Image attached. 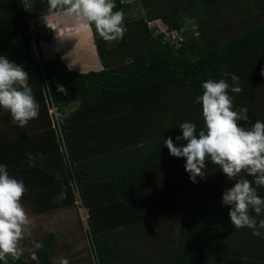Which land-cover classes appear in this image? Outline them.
<instances>
[{
  "label": "trees",
  "instance_id": "trees-1",
  "mask_svg": "<svg viewBox=\"0 0 264 264\" xmlns=\"http://www.w3.org/2000/svg\"><path fill=\"white\" fill-rule=\"evenodd\" d=\"M158 1L160 6L151 5L154 10L147 19L134 20L128 25L125 22L127 31L117 44L104 41L91 26L104 68L79 73L70 70L60 57L44 59L40 49L37 56L30 34L31 15H25L19 0H0V54L22 65L28 73L26 83L39 104L38 118H44L40 128L48 130V140L40 145L38 151L19 146L17 138L10 143L2 142L9 138L0 136V163L6 164L9 174L17 179L41 180L40 189L43 190L38 195L42 198L34 197V187L29 186L28 195L23 199L42 204V207L52 199L55 200L51 202L55 209L80 202L81 207L88 210L89 235L97 264H260L247 263L242 255L230 259L218 256L214 258L215 262H210L211 258L203 252V234L210 229L208 211L196 222L185 247L167 250L164 247H170V241L164 242L159 237L156 241L163 248L157 252L159 257L156 261L154 256L147 254L151 248H146L148 251L144 254L134 252L133 263L132 256L126 254L129 249L122 246L125 245V229L131 225L126 217L133 211L134 219L146 212L144 205L140 206L141 195L135 190L132 192L131 179L160 159L171 156L163 141L157 143V137L151 133L153 128L144 124L147 118L160 109L162 114L174 116L176 136L181 131L179 125L186 121L195 123L197 131L203 129L201 105L194 101L202 95L203 81L225 78L226 72L239 77L242 91L233 99L235 108L247 107L250 118H259L255 98L251 94V80L264 68V24L237 33L227 24L234 18L228 13L219 11L204 16L205 7L223 0ZM143 2L145 7L154 3L153 0ZM164 2L169 5L167 10L163 8ZM256 2L264 12V0ZM131 7L132 4L125 0H116L114 11L121 10L125 14ZM187 19H191L193 25H188ZM159 21L165 32H160ZM174 32L179 33L182 40L172 42L166 36V33ZM35 39L38 44L41 39L49 42L51 37L36 35ZM226 79L231 84L230 78ZM57 84L64 86V93L57 91ZM163 88L169 92L175 88L173 94H177L170 99L168 109V105L158 106V102H154L158 91ZM118 100L124 102L125 109L112 107L109 111L112 116L95 122H89L85 117L86 110L99 105L115 106ZM134 100L139 106H134L133 110L128 105ZM74 103L80 106L75 120L82 123H73L75 120L64 117L66 109ZM53 109L55 113L50 114ZM0 116L11 117L2 109ZM90 123L97 128L106 126L107 139L100 142H105L102 152L98 151L102 145L93 147L94 153L84 149L89 139L83 137L82 127ZM176 136L174 143L186 144V141L177 142ZM211 166L217 174L197 179L195 184L191 181L181 184L168 189L167 193H151L149 202L155 201L153 207L162 210L172 197L167 196L168 193L179 194L173 202L175 205L179 202L176 206L185 199L192 206L207 199L222 198L223 191L234 181H229L218 166ZM248 179L251 181L253 177L248 176ZM257 191L264 197V187H258ZM120 228L124 230L120 231ZM152 242L148 237L143 240L144 244ZM41 244L43 247L37 250L36 260L29 254L25 257L20 255L15 260L9 257L8 264H52L57 235L47 234Z\"/></svg>",
  "mask_w": 264,
  "mask_h": 264
},
{
  "label": "clouds",
  "instance_id": "clouds-1",
  "mask_svg": "<svg viewBox=\"0 0 264 264\" xmlns=\"http://www.w3.org/2000/svg\"><path fill=\"white\" fill-rule=\"evenodd\" d=\"M19 2L26 9L33 4V0ZM47 5V14L43 17L46 24L51 17L66 14L84 25L94 26L96 34L106 42L123 39L127 31L123 11H114L116 0H47ZM68 67L71 69L72 64ZM261 75L264 76V68ZM224 77L203 81L202 95L194 101L201 105L203 129L197 131L195 123L183 122L179 125L182 134L175 139L186 144L174 143L171 137L164 138L163 144L171 156L185 158V171L194 184L198 177L206 176L208 164L218 166L228 180L234 181L221 198V206H229L231 224L235 229L247 228L253 236L264 238V218L256 219L264 215V197L257 191L258 187H264V121L252 122L247 107L235 108L229 93L242 91L239 77L229 72ZM226 78H230L231 84ZM28 79L22 65L0 54V109L7 111L20 128L39 115V104L26 83ZM56 87L58 92H65L63 85ZM51 111L55 113L54 109ZM246 176L253 179L250 181ZM26 192L24 181L11 176L7 165L0 163V264H8L9 257L15 260L22 254L20 241L31 222L21 203ZM252 212L256 215H251ZM42 247L43 244L35 243V248ZM32 259L36 260L34 253ZM60 264L70 262L63 258Z\"/></svg>",
  "mask_w": 264,
  "mask_h": 264
},
{
  "label": "crops",
  "instance_id": "crops-1",
  "mask_svg": "<svg viewBox=\"0 0 264 264\" xmlns=\"http://www.w3.org/2000/svg\"><path fill=\"white\" fill-rule=\"evenodd\" d=\"M125 1L134 6V3L140 0ZM47 8V0H33L32 7L29 9L31 17L40 20L38 28L48 31V36L51 37L49 42L45 39L40 40L37 44L39 46L37 49L38 53L40 49L43 58L47 60H54L57 57H60L67 67L69 64H72L70 70L75 72L88 73L90 71L102 70L104 66L98 54L91 26L84 25L76 18L67 16L66 14H61L58 17L53 16L46 24L43 17L47 14ZM51 31L52 34L50 33ZM129 61L130 59L128 62ZM181 88L185 89V87L182 86ZM158 92L157 100H154V102H158V106L160 104L168 105L166 107L168 109L170 106V99L177 95L173 94L175 92V88H172L170 92L166 88H163ZM257 93L259 94L257 95ZM251 94L255 98L254 102L257 105L259 118H250V120L252 122H255L257 119L264 121V100L262 99L264 88L262 90L258 87L257 92L254 93L252 90ZM232 97L235 99V97H237L236 93L232 94ZM128 106H130V109L134 110V106L137 108L139 104L134 100L133 104L130 101ZM112 107H116V110L125 109L124 102L122 100H118L115 101V106L99 105L92 110H86L85 117L89 120V122H95V120H101L108 116H112L113 113L109 112ZM79 108L80 106L77 104L71 109L72 111H67L66 109L64 117L67 116L66 118L70 121L72 119L75 120L76 113L79 111ZM51 112L52 111L50 110L49 113L52 114ZM175 120L176 118L172 115L168 116L167 113L162 114V109H160L157 114H152L151 117L147 118L144 124L153 128L154 131L151 133L157 137L158 143L159 141H163L164 138L171 137L174 139L176 136L174 129L177 126ZM43 121L44 118H41L40 120V118L37 117L36 119L31 120L24 128H20L13 123L11 117L6 118L4 116H0V136L9 138L1 141L10 143L14 141L13 139L17 138L19 146H28V148H31V151H38L37 149L40 145L48 140L46 135L48 130L40 128ZM82 122L83 121L81 120L73 121V123ZM97 127L98 126L91 125V123L89 125H83L82 127L83 137L89 139L84 149H89L91 153L95 152L92 148L99 147V145H102V148L98 150L99 152H102L105 149V142L104 144H100V142L106 141L107 139L105 129L106 126L100 128ZM101 129H103L102 133H100ZM181 134L182 130L178 133V135ZM112 143L115 144L114 142ZM32 154H35L36 156L40 155V153ZM96 158L98 159V157ZM184 164L185 158H176L171 156L165 157L150 165L147 169L138 173L131 179L132 192L135 190L141 195L140 201L142 205L140 206L142 207L144 205V209L146 210V212L135 216V219L134 211L126 217L131 225L129 227L127 226L125 229V245L122 246L129 249L126 254L132 256L131 262L134 263V252L144 254L148 251L146 248H151L147 254L154 256L156 261V257H159L157 252L163 248V246L156 241L159 237H162L164 242L170 241V247H164L167 248V250L171 248L174 250L175 248L185 247L188 239H190L192 229L196 222L202 215L207 213V211L210 213L211 230L208 231H211V233L206 231L205 234H203V252H205V255L208 258H211V263L213 261L215 262L216 260L214 258L218 256L230 259L240 255H255L256 253H251L250 251L255 252L260 249L261 246H264V238L253 236L251 230L247 228L235 229L231 224L228 215L229 206L222 207L221 198L218 200L216 198L207 199L206 201L199 203V205L195 203V205L192 206L189 205V203H187V199L184 198L185 200L182 204L180 206H176L179 202L176 205L173 204V202L176 201L177 196L179 198V194H176V196L169 195L168 193L167 196L172 197H170L168 202L164 204L162 210L153 207L156 203L155 201L149 202L151 197L149 194L151 193H157L158 191L167 193L168 189H175L181 184L185 185L190 182L189 174L185 171ZM214 173L217 174L216 171L212 169L211 164H208L205 169V175L207 176ZM241 175H244V173H241ZM245 178L248 179V176ZM197 179L202 180L199 177ZM20 180L24 181L26 188H29V186L34 187V197L37 196V198H42L38 195L43 190L40 189L42 182L39 178L29 179L21 177ZM182 189L186 190V187H183ZM27 195L28 193L26 192L23 195L21 202H29L23 199ZM41 200L43 199H40V201ZM50 201H52V199ZM34 203L35 202H30L29 204L37 208L38 204ZM250 214L256 215L254 212ZM262 218H264V215L256 217L257 221ZM183 226H185V228L188 226L185 229L186 233L182 231L179 238L176 240L175 237L178 235L179 228ZM121 230H124V228H120V231ZM209 234L210 238L208 239ZM132 235H134V241H132ZM145 237L153 240V242L151 244H144L143 240ZM205 241L208 247L207 249ZM172 243L173 246H171ZM206 251H208V253H206ZM260 251H264V247Z\"/></svg>",
  "mask_w": 264,
  "mask_h": 264
},
{
  "label": "rangeland",
  "instance_id": "rangeland-1",
  "mask_svg": "<svg viewBox=\"0 0 264 264\" xmlns=\"http://www.w3.org/2000/svg\"><path fill=\"white\" fill-rule=\"evenodd\" d=\"M255 1L258 0H223L220 3L209 4L203 10V14L205 16L207 13H217L219 11L226 14L228 13L230 17L234 18L229 20L227 24H229L231 29L234 28V31L240 33L243 29L256 28L259 25L264 24V12L260 3H255ZM153 2L154 3L150 2L151 4H148V7H145L143 0L134 3V6L124 14L126 24L128 25V23H132L134 20L138 19H147L154 10V6H160V1L153 0ZM163 8L167 10L169 8L168 3L164 2ZM190 21L192 20L187 19V24L193 25ZM160 22L161 21H159V23ZM50 33L52 34V31ZM218 34L221 35L220 32H218ZM113 43L117 44L118 41H114ZM38 47L39 46H35V44L33 46L34 52L37 56L39 55L37 51ZM251 84L254 93L257 92L258 87L263 89L262 85L264 84V76L261 75V72H258L256 77L251 80ZM258 94L259 93H257V95ZM262 99L264 100V94H262ZM76 105L77 103H74L67 108V111L71 110ZM54 201L55 200H52L44 204L43 207L42 204H38L37 208L29 204L30 202H21L31 221L27 226L24 239L20 241V247L22 249L21 255L25 257L28 254L33 255L34 253L36 256L38 249L35 248V243H41L47 234L55 233L57 235V245L54 249L52 264H60V261L63 258H67L70 264H97L89 235L87 219L89 216L88 210L82 208L80 202L75 206L55 209L52 208L54 205L51 203ZM44 208L50 209H48L49 211L44 212L42 211ZM186 228L185 226L179 228L178 235L175 237L176 240L179 238L182 231L186 233ZM208 232L211 233V231ZM209 238L210 234L208 236V239ZM132 241H134V235H132ZM205 246L207 249L206 241ZM263 247L264 246H261L260 249L255 252L250 251L251 253H256L255 255L249 254L250 256L246 255L242 258L247 263L258 262L264 264V251H260ZM206 253H208V251H206Z\"/></svg>",
  "mask_w": 264,
  "mask_h": 264
},
{
  "label": "built area",
  "instance_id": "built-area-1",
  "mask_svg": "<svg viewBox=\"0 0 264 264\" xmlns=\"http://www.w3.org/2000/svg\"><path fill=\"white\" fill-rule=\"evenodd\" d=\"M23 7H24V10H25V15H29V9H26L24 4L22 3ZM157 24L161 27V31L160 32H165V29L164 27H162L160 25L159 22H157ZM29 26H30V34L32 35V38H33V42L36 43V35H38L40 38H45L49 35V32L46 31V30H42V29H39L38 28V20L36 19H31L29 18ZM167 37L172 41V42H175V41H178V40H182L180 38V34L177 33V32H174V33H166Z\"/></svg>",
  "mask_w": 264,
  "mask_h": 264
}]
</instances>
